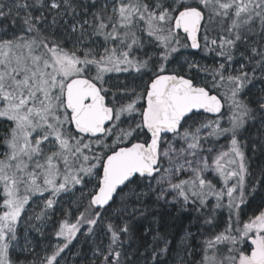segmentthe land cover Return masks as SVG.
Masks as SVG:
<instances>
[{"label": "snow or ice", "instance_id": "obj_1", "mask_svg": "<svg viewBox=\"0 0 264 264\" xmlns=\"http://www.w3.org/2000/svg\"><path fill=\"white\" fill-rule=\"evenodd\" d=\"M75 241L264 264V0H0V264Z\"/></svg>", "mask_w": 264, "mask_h": 264}, {"label": "trees", "instance_id": "obj_2", "mask_svg": "<svg viewBox=\"0 0 264 264\" xmlns=\"http://www.w3.org/2000/svg\"><path fill=\"white\" fill-rule=\"evenodd\" d=\"M255 207H256V204L254 202L253 205H251L249 207L248 211L249 212L252 211L253 209H255ZM172 216H175V213H172ZM172 216L165 217V220H166L167 224L172 225L171 230L174 231V232H176L177 235H179L182 232L183 228L188 224V221L187 220H182V221L181 220H176V221H173L172 220ZM193 230H195V229H193ZM39 239L40 238H38V240ZM41 242L47 243L48 241L45 240V241H41ZM23 259H24V257L21 256V260H23ZM28 259L30 260L29 257H28Z\"/></svg>", "mask_w": 264, "mask_h": 264}, {"label": "rangeland", "instance_id": "obj_3", "mask_svg": "<svg viewBox=\"0 0 264 264\" xmlns=\"http://www.w3.org/2000/svg\"><path fill=\"white\" fill-rule=\"evenodd\" d=\"M251 212V211H250ZM39 237H37L38 239ZM81 239H83L81 237ZM44 244L43 242H41V245ZM71 247V251L67 253V259L69 261V264H72L73 262V253H75L77 251V249H79L81 247V244L79 241H75L74 244ZM36 252L39 254V255H43V251H42V246H38L36 248ZM30 260L32 259L31 256H29Z\"/></svg>", "mask_w": 264, "mask_h": 264}]
</instances>
